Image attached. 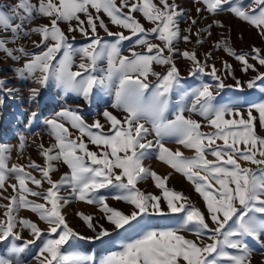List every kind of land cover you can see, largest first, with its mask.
Returning a JSON list of instances; mask_svg holds the SVG:
<instances>
[{
	"label": "snow or ice",
	"instance_id": "snow-or-ice-1",
	"mask_svg": "<svg viewBox=\"0 0 264 264\" xmlns=\"http://www.w3.org/2000/svg\"><path fill=\"white\" fill-rule=\"evenodd\" d=\"M196 3L198 15L231 13L264 39V0ZM101 14L121 31L110 30ZM185 16L176 0H18L8 12L0 7V30L12 33L0 36V52L14 61L25 57L22 67L13 71L21 80L34 78L38 85L29 103L38 102L42 90L54 85L86 104L97 94L106 95L112 98L113 110L125 113L119 118L105 107L100 114L104 122L95 119L89 124L79 107H62L45 121L55 142L39 146L42 164L29 160L9 168L8 146L0 144V200L7 201L0 203V243L7 244L0 264H25L36 248L37 264H252L253 244L264 250V48L237 52L223 35L213 42V49L222 48L234 58L240 72L254 74L243 80L227 60L220 68L209 64L212 50L201 59L196 50L177 48L181 39L191 43L194 35L201 44L213 26L224 27L213 19L193 33L198 20L189 16L182 34L179 23ZM37 17L47 23L24 27ZM141 18L151 27L145 28ZM13 20L19 22L13 25ZM75 32L86 42L69 35ZM33 33L39 37L32 41L33 49L7 46ZM125 42L133 45L128 55L123 54ZM177 55L190 62L187 76L198 81L195 86L185 87ZM102 60L106 68L99 67ZM229 78L234 84L226 82ZM7 83L0 78V92L12 96L18 90L5 89ZM248 90L258 99L249 100ZM173 93L180 97L174 108ZM170 111L172 119L167 118ZM37 115L31 113L29 121ZM151 133L154 140L147 139ZM165 138H175L193 154L170 150L162 142ZM151 157L189 182L204 210L169 186L172 173L162 176L145 166ZM59 166L67 171L54 180ZM13 177L15 183L10 182ZM149 179L155 192L139 187ZM8 188L11 195H6ZM110 199L130 211L111 206ZM73 201L98 209V216L76 212L91 235L68 222L63 209ZM21 209L30 210L46 227L20 216ZM25 231L31 238L24 237ZM81 241L95 246L99 258L76 250Z\"/></svg>",
	"mask_w": 264,
	"mask_h": 264
},
{
	"label": "rangeland",
	"instance_id": "rangeland-1",
	"mask_svg": "<svg viewBox=\"0 0 264 264\" xmlns=\"http://www.w3.org/2000/svg\"><path fill=\"white\" fill-rule=\"evenodd\" d=\"M18 0H0V7L3 8L5 12L9 11L10 5H15ZM33 3H36L37 0H32ZM176 3L186 11V16L180 20L179 27L182 30L188 27V17H195L198 20V23L195 28L192 29L193 33L196 31V28H204L208 24L212 23V20H218L223 23L224 27L221 29L219 27L213 26L211 29V36L208 37L205 35L204 41L201 44L195 43L196 37L192 36L191 43H185L182 39L177 41V48L182 52L185 49L187 50H196L198 56L203 59L204 53L209 50L213 52V58L209 60V64L215 63L217 68L221 67L222 60H227L229 63H232L237 71L236 75L243 80H247L251 78L253 73H248V75H244L239 71V64L234 60V58L229 57L223 50L221 49H213V42L221 39V36L229 37L230 46L233 47L237 52L240 51H250V49L255 46L257 48H264V39L258 35L257 30L250 26L249 24L241 21L240 19L235 18L231 13L223 12L219 13L215 17H205L204 13H200L199 15L196 12V8L199 6L196 3V0H176ZM102 18L105 19V23L109 25L110 30L113 32L121 31L116 26H113L108 21L107 17ZM138 18H139V14ZM18 20H13L12 23L15 25L18 23ZM141 22L144 24L145 28L151 27L149 23L143 21L141 18ZM41 23H47L46 19H42L37 17L30 23L25 24V28H30L34 25H39ZM61 27L66 31L67 26L62 24ZM125 34H128L125 31ZM11 36L12 33H4L0 30V36ZM70 36H75L76 41L80 43H84L85 38L81 36L79 32L71 33ZM100 35L104 36L103 31H100ZM39 37L37 34H31L29 37L21 36L17 39L15 44H8L7 46L10 48L15 47H27L29 49H33L32 41L38 40ZM111 39V38H109ZM133 47L130 42H125V47L123 50L124 55H128V48ZM136 51H143L139 46L135 47ZM25 57H21L19 61H14L6 56L5 53L0 52V78L7 79L8 83L4 85L5 89H16L14 95L8 96L4 93L0 92V144H4L8 146V151L5 155L8 157L6 161L7 167H11L13 164L19 165H27L29 160H35L38 163H43L42 158L39 155L40 148L39 146L43 144L45 147H48L50 144L54 143V138L50 134L49 128L46 126L45 121L50 119L53 114L60 110L62 107H79L82 115L84 116L86 122L91 124L95 119H100L101 123H103V118L100 115L105 107H108L109 111H113L115 115L119 118H122L125 113L122 110H113L110 105L112 102V98L106 95L97 94L94 97V100L91 104H86L81 98H76L71 94H63L59 89H56L55 86H51L49 88H45L42 90L41 95L39 96L38 102L29 103V96L31 90L33 88L38 87V85L34 82L33 79H19L13 68L22 67L25 62ZM76 63L80 62V57L77 56L75 58ZM176 63L181 74L187 79L186 88H190L195 86L198 81H194L191 77L187 76L188 71L190 70V62L184 59L182 56L177 55ZM99 67L106 68L107 62L106 60H102L99 62ZM75 70V69H74ZM157 71H163L162 68H157ZM264 71V68L260 69ZM38 75V74H37ZM150 79H155L150 77ZM229 84H234V81L229 78L226 81ZM250 95H248L249 100H257L258 94L248 90ZM227 95H231V93H227ZM180 99L179 95L176 93L172 94V107L174 108L176 102ZM36 112L38 115L31 122L29 121V117L31 113ZM186 116L191 115V118L197 119L198 121H202V118L196 114L185 113ZM256 115V113H254ZM168 119H172L173 115L171 111L168 114ZM141 123H145V126L151 129V124L145 121H141ZM71 130V129H70ZM202 130L208 131L207 127H204ZM264 134V133H262ZM148 140L155 139V133H151L148 137ZM23 140V144L21 147V142ZM166 147L170 150L179 149L183 152L185 156H191L193 153L191 150L185 149L182 145L176 143L175 138H165L162 141ZM95 150V149H93ZM208 159H213L210 155ZM145 166H150L153 170H155L160 175H166L168 173H172L171 179L169 181V186L175 188L178 191H182L185 195L190 197L193 203L196 204L197 207L203 209V201L199 197V195L193 190L192 185L187 182L180 174H177L172 170L169 166L165 165L163 162L158 161L155 157H151L144 161ZM250 166V165H246ZM67 171L66 166H59V170L53 173V179L58 180L60 175ZM34 175L39 178V173L34 172ZM11 183H15L14 177L10 179ZM30 187H35L29 184ZM44 187L47 188L48 185L45 183ZM139 187L142 190L153 191L156 189L153 186L152 181L146 180L139 184ZM12 189L8 188L6 195H11ZM63 195H67V191L62 193ZM0 203H7L5 200H0ZM109 204L118 209L124 210L125 212L130 211L128 205L123 202H117L115 200H109ZM3 209H0V213H2ZM63 211L67 214V220L70 225L80 231L84 235H91V232L82 224L79 217L76 215L77 211H83L85 214H95L99 215V211L97 208L90 206L84 202H71L67 205ZM19 215L31 218L33 221L38 222L39 226L44 229L46 226L43 222L38 221V217L35 214L31 213L30 210L21 209L19 211ZM103 222V221H102ZM158 223L163 224L164 221H158ZM106 227H111L108 224H105ZM25 238H31L29 233L25 231L23 233ZM187 238L195 239L194 235L190 233H184ZM264 239V237H262ZM253 243L252 241H249ZM255 251L251 254L252 264H262L264 262V250H261L258 245L253 244ZM78 251L83 252L84 254H92L95 253L97 258H99V251L95 246H91L83 241L80 242V247L76 249ZM7 251V244L0 243V254H3ZM38 251V248L33 250L31 256H29L25 260V264H37V260L34 258L35 253Z\"/></svg>",
	"mask_w": 264,
	"mask_h": 264
}]
</instances>
